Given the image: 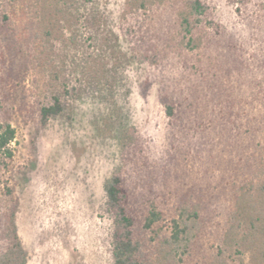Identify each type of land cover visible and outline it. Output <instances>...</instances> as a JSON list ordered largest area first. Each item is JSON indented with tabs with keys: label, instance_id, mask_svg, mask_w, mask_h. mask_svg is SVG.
I'll return each instance as SVG.
<instances>
[{
	"label": "trees",
	"instance_id": "1",
	"mask_svg": "<svg viewBox=\"0 0 264 264\" xmlns=\"http://www.w3.org/2000/svg\"><path fill=\"white\" fill-rule=\"evenodd\" d=\"M229 2L246 42L209 0H124L118 30L155 73L167 131L155 152L135 126L117 130L105 185L114 264H264V0ZM119 36L100 0H0V264L28 263L18 125L44 129L83 87L110 86L98 60Z\"/></svg>",
	"mask_w": 264,
	"mask_h": 264
},
{
	"label": "rangeland",
	"instance_id": "2",
	"mask_svg": "<svg viewBox=\"0 0 264 264\" xmlns=\"http://www.w3.org/2000/svg\"><path fill=\"white\" fill-rule=\"evenodd\" d=\"M100 1L120 35V49L105 51L106 57L98 60L100 67L105 64L114 71L111 87L95 83L83 87L64 114L44 129L34 122L17 127L14 146L20 172L15 177L21 199L17 226L27 264H114L105 185L120 165L117 130L135 126L155 152L165 142L167 119L158 101L155 73L133 60L118 30L124 0ZM209 1L218 20L241 41H248L250 34L236 5ZM92 51L79 49L71 60L78 62Z\"/></svg>",
	"mask_w": 264,
	"mask_h": 264
}]
</instances>
